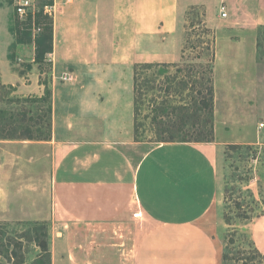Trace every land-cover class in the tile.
Returning <instances> with one entry per match:
<instances>
[{
    "label": "crops",
    "instance_id": "0c3cea01",
    "mask_svg": "<svg viewBox=\"0 0 264 264\" xmlns=\"http://www.w3.org/2000/svg\"><path fill=\"white\" fill-rule=\"evenodd\" d=\"M55 7L51 68L37 75L53 92L52 264H220L201 224L219 204V143H163L135 162L129 143L70 133L79 128L84 136L95 120L107 127L86 98L91 81L100 88L121 69L182 60L180 19L192 8L203 9L206 27L227 38H216L217 60L225 51L232 74L248 73L255 58L242 53L247 34L256 41L264 27V0H56ZM66 75L73 82L57 85ZM29 76L0 58L4 84ZM7 169L0 160V175ZM249 231L264 255V215Z\"/></svg>",
    "mask_w": 264,
    "mask_h": 264
},
{
    "label": "rangeland",
    "instance_id": "374dc122",
    "mask_svg": "<svg viewBox=\"0 0 264 264\" xmlns=\"http://www.w3.org/2000/svg\"><path fill=\"white\" fill-rule=\"evenodd\" d=\"M20 1L23 0H0V58L7 57L16 70L31 75L15 86L4 84L0 78V113H3L0 115V160L11 167L0 175V245L21 244L18 257L12 256L13 247L0 253V264L35 263L42 250L30 229L38 225L44 226L52 255L53 226L49 218L53 182L49 142L53 130L47 128L43 117L47 103L38 99L49 89L53 109V92L48 78L41 75L37 78V75L51 68L49 52H46L50 44L47 29L54 22V11L48 8L56 0H35L37 12L25 18L16 12ZM204 15L203 9L192 8L180 19L184 43L179 63L121 69L112 74L116 79L104 81L100 88L91 81L86 98L90 107L107 117V127L103 128L102 122L95 120L93 129L84 136L77 127L70 137L102 139L105 135L114 142L129 143L128 151L138 162L149 150L163 144L161 140L168 139V134L161 133L163 122L169 119L166 114L173 108L189 105L193 91L202 90L211 79L214 142L220 144L219 204L201 224L216 243L220 264H223V255L225 264H264V257L257 254L249 231L250 225L264 215V55L260 57L258 49L259 37L264 38V27L259 28L256 41L247 34L248 43L242 54L251 53L255 61L248 73L236 76L228 64L229 53L224 51L216 58V38H227L208 29ZM72 82L61 79L57 85ZM42 85L44 88L40 89ZM28 100L35 101V105L26 103ZM76 100L74 97L73 104ZM11 114L17 122L15 133L2 130ZM26 127L34 137L45 140H25L22 132ZM48 133L50 138H46ZM2 149H7V153ZM26 158L27 166L17 165Z\"/></svg>",
    "mask_w": 264,
    "mask_h": 264
},
{
    "label": "trees",
    "instance_id": "16d2710c",
    "mask_svg": "<svg viewBox=\"0 0 264 264\" xmlns=\"http://www.w3.org/2000/svg\"><path fill=\"white\" fill-rule=\"evenodd\" d=\"M52 29H53V24L52 27H48V35H50V44L47 47L46 52H51L52 50ZM264 38L258 39V49L260 51V57L264 55V44H263ZM22 42V41H21ZM20 42V43H21ZM141 65H147V66H152L153 64H139L136 65L141 66ZM164 65V64H163ZM135 84H136V89L138 91V78L137 74H135ZM207 84H204L203 89L200 91L194 90L192 95L190 96L191 102L189 105H185L183 107L179 108H173L171 113L166 114L169 119L166 120V122H163L162 126V132L161 133H166L168 134V139L166 140H161L162 143H175V142H180V143H213L214 142V125H213V116H214V103H213V89L210 87L211 79L207 80ZM197 83V82H196ZM198 84V83H197ZM42 102L47 103L43 108H44V119L47 121V128L50 130L51 129V120H52V101H51V91L49 89H46V92L44 96L40 99H38ZM35 101H26V103L35 105L33 104ZM165 110V109H163ZM161 111V110H160ZM167 111V110H166ZM167 113V112H166ZM3 114V113H2ZM0 113V115H2ZM6 117H2V119L5 120ZM31 120V118H30ZM5 123L7 122V126L2 129L3 131L15 133L17 132V122L15 120V117L13 114H11L8 117V120L4 121ZM180 134V135H177ZM23 137L25 140H40L37 139L39 136L34 137L32 134V131L29 127H26L23 132H22ZM179 136V137H177ZM192 136L197 137L198 139L191 141L190 138ZM50 134H47L46 138H50ZM45 140L42 139L41 140ZM47 140V139H46ZM30 232L35 236V241L38 243L39 247L41 248L42 252L39 256V258L35 261L34 264H52V255L49 253L48 250V245L45 240V234L46 231L44 229L43 225H38L35 226L34 229H30ZM23 238V237H21ZM20 238V242L21 239ZM9 246H5L3 244L0 245V253L4 254V251H8L9 247H13L12 251V256L13 257H18V250L21 249V244L18 242H13L8 243ZM7 244V245H8ZM257 254L259 256L264 257L258 249L254 246ZM225 255L222 256V261L223 264H225Z\"/></svg>",
    "mask_w": 264,
    "mask_h": 264
},
{
    "label": "built area",
    "instance_id": "2783aa9c",
    "mask_svg": "<svg viewBox=\"0 0 264 264\" xmlns=\"http://www.w3.org/2000/svg\"><path fill=\"white\" fill-rule=\"evenodd\" d=\"M49 10H53L54 11V16L56 14V7H55V3L53 6L48 8ZM36 1L35 0H23L20 1L16 4V12L18 14L19 17L21 18H25V17H30V15H35L36 11ZM221 16L223 18L227 17V13L225 12V7L222 6L221 7ZM64 80H74L72 76L66 75L64 78ZM141 217V213L139 211L135 212L133 215L134 219H140Z\"/></svg>",
    "mask_w": 264,
    "mask_h": 264
}]
</instances>
